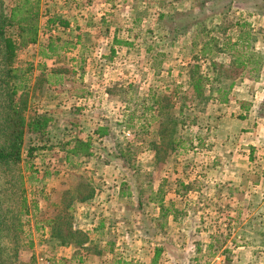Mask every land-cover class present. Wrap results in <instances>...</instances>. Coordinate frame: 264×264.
I'll list each match as a JSON object with an SVG mask.
<instances>
[{
	"label": "rangeland",
	"instance_id": "rangeland-1",
	"mask_svg": "<svg viewBox=\"0 0 264 264\" xmlns=\"http://www.w3.org/2000/svg\"><path fill=\"white\" fill-rule=\"evenodd\" d=\"M114 1L96 36L113 25L119 43L79 56L71 28L48 23L76 0H0L13 68L31 66L15 101L48 119L0 163V264H65L50 235L66 221L129 264H264V0ZM57 38L69 45L42 58ZM5 84L0 42V147Z\"/></svg>",
	"mask_w": 264,
	"mask_h": 264
},
{
	"label": "trees",
	"instance_id": "trees-1",
	"mask_svg": "<svg viewBox=\"0 0 264 264\" xmlns=\"http://www.w3.org/2000/svg\"><path fill=\"white\" fill-rule=\"evenodd\" d=\"M49 24H61L62 26H66V22H63L59 17L50 18L48 21ZM17 30L19 32V36L22 37L24 34L28 36L27 40H32V35L34 34V30L30 26H24L22 24L17 23ZM25 38V36H24ZM23 38V39H24ZM60 39L50 40L49 43L41 50L40 55L44 59H49L56 55L57 51L62 49L65 46H68L69 43L62 42L63 47L59 46ZM0 42H2L3 47V61H4V76H5V98L7 100V123H6V134L5 140L2 146L0 147V163H9L15 164L19 163L22 156V147L24 144V136L26 133H34L36 135H43L45 129L47 127L48 119L45 116L36 115V116H26V105L24 103H18L15 101V97L19 90H23L29 80L25 76V73L30 71L31 66L28 65L24 71L15 70L13 68L14 63V52L16 49V44L13 42L12 37L5 32L0 27ZM52 71L51 75H47V79H45L46 83H49L48 77L54 75ZM57 78V74L55 75ZM195 93H198L195 91ZM199 95V94H197ZM74 149V148H73ZM86 148L82 150V155L87 154ZM75 151V152H74ZM69 150V152H74L75 154H80L79 147L77 146L75 150ZM79 151V152H77ZM173 151V150H172ZM30 151L28 155H31ZM77 152V153H76ZM69 159V155L67 153L66 160ZM76 190V189H75ZM77 192V191H75ZM92 191H90L87 195L79 196L74 199L77 203H86L92 199ZM73 200H69L64 206V209H69L70 204ZM161 204V203H160ZM63 222V221H62ZM66 228H53L51 232L50 241H54L55 245L65 246V245H74L82 247L83 244L89 241L88 236L78 230L71 227L68 222H64Z\"/></svg>",
	"mask_w": 264,
	"mask_h": 264
},
{
	"label": "crops",
	"instance_id": "crops-1",
	"mask_svg": "<svg viewBox=\"0 0 264 264\" xmlns=\"http://www.w3.org/2000/svg\"><path fill=\"white\" fill-rule=\"evenodd\" d=\"M70 1V0H69ZM74 5L66 4L61 9L60 12L67 13L66 16H64V19L67 21L66 26H69L71 29L69 32L67 31V34L71 36V39H73L77 44L78 47H76L77 54L81 56L82 55V46H87L88 44L93 45H99V44H108L111 46H114L115 44H118V38L116 37V27L113 25H110L106 27L105 30L107 31H113L111 37L109 36L108 39H104L101 37H97L96 34H98L100 31H102V25L103 22L107 21L110 15H112L115 12L116 7V1L114 0H96V4L94 5V9H92L90 12H87L85 8H83L80 4H78V0H76ZM118 7V6H117ZM127 6L125 5V8ZM69 8V9H68ZM94 21L95 24H91ZM75 35V36H74ZM85 50V48H83ZM116 48L114 47L113 50ZM117 50H115L116 52ZM117 53V52H116ZM102 223H99V226H101ZM84 231V230H83ZM92 231V230H91ZM84 231V233L88 236L89 241L85 244H83L82 247L74 246V245H65L61 246L59 248V251L63 253V262L65 264H74V260L77 259L75 256L81 252L85 254H93L94 256H99V258L103 257V254H109V256H104L102 260H96V263L91 264H129L130 262L124 259L125 262H122L118 258H116L117 253L123 254V249L115 248L113 250L105 251V248H99L97 252H92L90 244L92 243V238L90 236V231ZM143 252V251H139ZM85 258V257H84ZM79 259L76 264H87V262H84L85 259ZM118 259V260H117ZM155 255L152 258L151 264H157L156 261H154ZM83 260V261H82ZM146 263V262H145Z\"/></svg>",
	"mask_w": 264,
	"mask_h": 264
}]
</instances>
